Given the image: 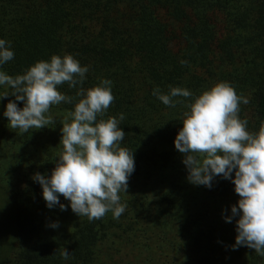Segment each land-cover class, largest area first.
Segmentation results:
<instances>
[{
  "label": "trees",
  "instance_id": "obj_1",
  "mask_svg": "<svg viewBox=\"0 0 264 264\" xmlns=\"http://www.w3.org/2000/svg\"><path fill=\"white\" fill-rule=\"evenodd\" d=\"M0 264H264V0H0Z\"/></svg>",
  "mask_w": 264,
  "mask_h": 264
}]
</instances>
